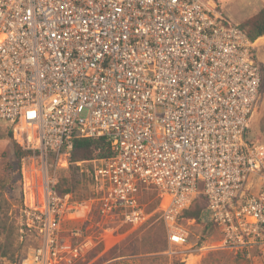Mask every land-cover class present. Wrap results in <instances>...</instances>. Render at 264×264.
<instances>
[{
	"label": "built area",
	"instance_id": "1",
	"mask_svg": "<svg viewBox=\"0 0 264 264\" xmlns=\"http://www.w3.org/2000/svg\"><path fill=\"white\" fill-rule=\"evenodd\" d=\"M259 40L214 0H0V119L35 161L20 229L37 244L20 264L86 258L107 243L95 218L117 244L160 211L184 245L182 212L201 193L221 246L260 244L264 142L248 135ZM95 137L112 154L90 161L89 197L59 193L75 139Z\"/></svg>",
	"mask_w": 264,
	"mask_h": 264
},
{
	"label": "rangeland",
	"instance_id": "2",
	"mask_svg": "<svg viewBox=\"0 0 264 264\" xmlns=\"http://www.w3.org/2000/svg\"><path fill=\"white\" fill-rule=\"evenodd\" d=\"M218 7L233 22L241 24L256 14L264 0H214ZM256 46V55L262 67V85L254 109L248 135L264 142V35ZM34 155H26L21 162L16 157L14 138L9 128L0 119V203L1 210L7 215L6 224L12 230L9 242V255L0 258V264H20L22 259L37 244L34 235L24 234L20 229V207L23 198H28V183L34 173ZM80 181L73 189L76 199L83 201L91 192L90 161H82ZM61 170V169H60ZM59 170V172H60ZM64 176L68 170H62ZM58 172V174H59ZM27 191V192H26ZM152 202L151 200H148ZM202 203V199H198ZM204 212H202L203 214ZM154 212V219L142 227L120 235V242L115 244V236L110 231L96 228L95 218L90 223V230L96 235L104 232L107 243L98 244L94 252L74 264H264V240L247 250L238 251L219 244L221 233L210 221L183 216L181 223L190 232V238L184 245L171 244L167 228L160 216ZM81 226L77 220L69 222L67 229ZM166 228V229H165ZM3 242L0 239V242ZM115 244V245H114Z\"/></svg>",
	"mask_w": 264,
	"mask_h": 264
},
{
	"label": "trees",
	"instance_id": "3",
	"mask_svg": "<svg viewBox=\"0 0 264 264\" xmlns=\"http://www.w3.org/2000/svg\"><path fill=\"white\" fill-rule=\"evenodd\" d=\"M240 26L244 30H246L250 38L253 40L264 35V6L256 14L251 16L249 19H246L245 21H243L240 24ZM9 131H10L11 137H13L12 130L10 128H9ZM14 142H15V148H16V157L19 162H21L24 156L34 154L33 150L24 149L15 140ZM111 154H112V151L110 148V143L104 137L75 139L74 146L72 150H70L69 167L64 168L68 170V175L64 176L62 174L63 168H61L58 174V177H57V182L55 186L56 190L61 194L72 193L73 189L77 186V184L80 181V176L83 175L80 172L81 166L79 165V162H82V161L88 162L94 158L109 157L111 156ZM200 198L202 199V203H198V199ZM148 200L152 201V202H149V205H148ZM142 201L147 204V208H146L147 213H152L157 208L158 202H159L158 198L156 197V192L153 190H145L143 197H142ZM207 205H208L207 198L204 195V193H201L193 200V202L189 206H187L183 210L182 217L187 216L188 218L202 219V212H204V210L207 208ZM160 216L162 217L161 214ZM6 218H7V215L2 212L1 203H0V239L3 240V242L2 241L0 242V258L4 256H8L9 251H10V248H9L10 241L9 240L11 238L12 230L7 227ZM153 219H154V216L153 217L150 216V218L148 219L146 223H149ZM100 244L102 245L103 243H100ZM95 250L93 249L87 255L86 258H88Z\"/></svg>",
	"mask_w": 264,
	"mask_h": 264
},
{
	"label": "crops",
	"instance_id": "4",
	"mask_svg": "<svg viewBox=\"0 0 264 264\" xmlns=\"http://www.w3.org/2000/svg\"><path fill=\"white\" fill-rule=\"evenodd\" d=\"M264 6V1H263V5L260 7V8H262ZM224 12V11H223ZM225 14V13H224ZM226 15V14H225Z\"/></svg>",
	"mask_w": 264,
	"mask_h": 264
}]
</instances>
